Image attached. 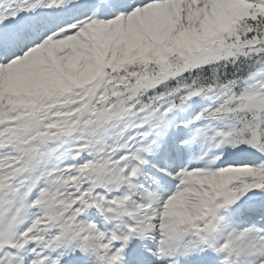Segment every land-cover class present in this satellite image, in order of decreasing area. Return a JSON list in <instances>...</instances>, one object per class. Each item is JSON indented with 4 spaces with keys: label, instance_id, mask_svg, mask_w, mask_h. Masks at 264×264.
Here are the masks:
<instances>
[{
    "label": "snow or ice",
    "instance_id": "snow-or-ice-1",
    "mask_svg": "<svg viewBox=\"0 0 264 264\" xmlns=\"http://www.w3.org/2000/svg\"><path fill=\"white\" fill-rule=\"evenodd\" d=\"M0 264H264V0H0Z\"/></svg>",
    "mask_w": 264,
    "mask_h": 264
}]
</instances>
